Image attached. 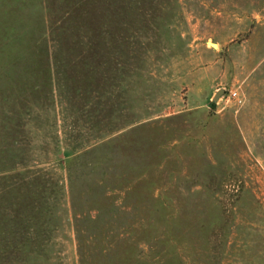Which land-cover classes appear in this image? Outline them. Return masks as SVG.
Returning <instances> with one entry per match:
<instances>
[{
	"label": "rangeland",
	"instance_id": "1",
	"mask_svg": "<svg viewBox=\"0 0 264 264\" xmlns=\"http://www.w3.org/2000/svg\"><path fill=\"white\" fill-rule=\"evenodd\" d=\"M0 264H264V0H0Z\"/></svg>",
	"mask_w": 264,
	"mask_h": 264
},
{
	"label": "water",
	"instance_id": "2",
	"mask_svg": "<svg viewBox=\"0 0 264 264\" xmlns=\"http://www.w3.org/2000/svg\"><path fill=\"white\" fill-rule=\"evenodd\" d=\"M224 94V89L220 88L217 90V92L213 96V101L216 102L220 96Z\"/></svg>",
	"mask_w": 264,
	"mask_h": 264
},
{
	"label": "built area",
	"instance_id": "3",
	"mask_svg": "<svg viewBox=\"0 0 264 264\" xmlns=\"http://www.w3.org/2000/svg\"><path fill=\"white\" fill-rule=\"evenodd\" d=\"M230 96L236 97L237 101L241 102V100L239 98H237V93L235 91H231Z\"/></svg>",
	"mask_w": 264,
	"mask_h": 264
}]
</instances>
